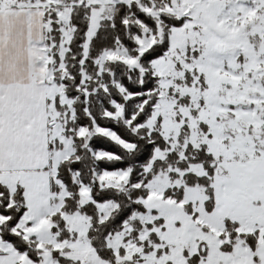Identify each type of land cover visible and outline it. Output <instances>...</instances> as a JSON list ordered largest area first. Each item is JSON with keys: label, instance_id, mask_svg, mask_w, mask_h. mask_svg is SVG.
Instances as JSON below:
<instances>
[{"label": "snow or ice", "instance_id": "1", "mask_svg": "<svg viewBox=\"0 0 264 264\" xmlns=\"http://www.w3.org/2000/svg\"><path fill=\"white\" fill-rule=\"evenodd\" d=\"M0 264H264V0H0Z\"/></svg>", "mask_w": 264, "mask_h": 264}]
</instances>
